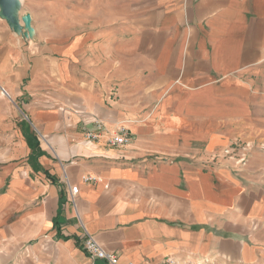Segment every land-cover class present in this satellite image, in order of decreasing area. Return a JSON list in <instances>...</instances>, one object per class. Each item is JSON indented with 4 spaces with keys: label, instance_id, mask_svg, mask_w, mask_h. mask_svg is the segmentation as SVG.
<instances>
[{
    "label": "crops",
    "instance_id": "1",
    "mask_svg": "<svg viewBox=\"0 0 264 264\" xmlns=\"http://www.w3.org/2000/svg\"><path fill=\"white\" fill-rule=\"evenodd\" d=\"M22 2L0 124L18 108L39 146L21 120L2 153L0 264H108L85 231L118 264H264V0Z\"/></svg>",
    "mask_w": 264,
    "mask_h": 264
},
{
    "label": "built area",
    "instance_id": "2",
    "mask_svg": "<svg viewBox=\"0 0 264 264\" xmlns=\"http://www.w3.org/2000/svg\"><path fill=\"white\" fill-rule=\"evenodd\" d=\"M97 127L99 130L103 128V123L100 121L96 122ZM88 138L91 140H94L97 138L94 134H88ZM131 140V134L130 131L127 128H121L114 136L110 139L109 143L113 146H120V145H126ZM94 178L88 177L85 178L86 182L94 181ZM72 192V203H76V197L79 192V189L77 187L71 188ZM85 241L83 242V250L92 258L98 259V260H104L107 261L108 264H118L119 257L116 254L107 252L103 246L95 239L94 236L89 234L87 231H85ZM168 264H179L173 259L168 260ZM187 264H202L199 262H189Z\"/></svg>",
    "mask_w": 264,
    "mask_h": 264
},
{
    "label": "rangeland",
    "instance_id": "3",
    "mask_svg": "<svg viewBox=\"0 0 264 264\" xmlns=\"http://www.w3.org/2000/svg\"><path fill=\"white\" fill-rule=\"evenodd\" d=\"M21 120L27 122L24 118L23 113L18 108L10 105L9 124H6L3 127L0 124V161L2 160V153L7 151L6 148L12 147L19 141L18 134L20 135L21 131ZM232 147V151L227 149V151L222 154V159H229L232 157V159H234L236 162H241V164L248 160L247 155H241L245 153V149H248L250 147L248 143L239 142L234 144Z\"/></svg>",
    "mask_w": 264,
    "mask_h": 264
},
{
    "label": "water",
    "instance_id": "4",
    "mask_svg": "<svg viewBox=\"0 0 264 264\" xmlns=\"http://www.w3.org/2000/svg\"><path fill=\"white\" fill-rule=\"evenodd\" d=\"M0 18L17 35L28 41H36L31 14L24 10L22 0H0Z\"/></svg>",
    "mask_w": 264,
    "mask_h": 264
},
{
    "label": "trees",
    "instance_id": "5",
    "mask_svg": "<svg viewBox=\"0 0 264 264\" xmlns=\"http://www.w3.org/2000/svg\"><path fill=\"white\" fill-rule=\"evenodd\" d=\"M23 126L24 134L29 143V146L33 149L37 148L39 146V142L35 137V134L32 132L30 125L28 124V122H24Z\"/></svg>",
    "mask_w": 264,
    "mask_h": 264
}]
</instances>
